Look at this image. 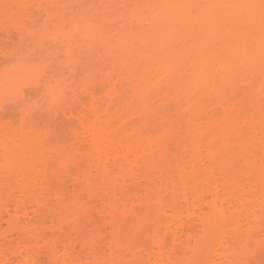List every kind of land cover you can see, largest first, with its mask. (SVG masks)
Masks as SVG:
<instances>
[{
	"label": "bare ground",
	"instance_id": "obj_1",
	"mask_svg": "<svg viewBox=\"0 0 264 264\" xmlns=\"http://www.w3.org/2000/svg\"><path fill=\"white\" fill-rule=\"evenodd\" d=\"M259 3L0 0V264L264 250Z\"/></svg>",
	"mask_w": 264,
	"mask_h": 264
},
{
	"label": "rangeland",
	"instance_id": "obj_2",
	"mask_svg": "<svg viewBox=\"0 0 264 264\" xmlns=\"http://www.w3.org/2000/svg\"><path fill=\"white\" fill-rule=\"evenodd\" d=\"M16 116H17V118H18V117H19V114H16ZM17 120H18V119H17ZM57 132L60 133L59 129L57 130ZM262 238H264V236H263ZM260 241H261L262 243L259 242V245H262V247L264 248V245H263V243H264V239H263V240H260ZM256 244H258V243H255V245H256ZM250 245H251V244H250ZM255 245H254V243H252V245L250 246V248H252L251 250H253V248H254L253 246H255ZM256 246H257V248H255L256 251H257L259 248H261L260 246L258 247V245H256ZM255 249H254V250H255ZM260 250H261V249H260ZM256 251L253 252V256H254V255L256 256V257L254 256L253 259H252L253 256H251V259H250V257H246L247 260L249 259V264H257V263H258V264H264V254H263V251H264V250L262 249V251H259V250H258V252H256ZM254 253H255V254H254ZM256 253H257V254H256ZM258 253H260V254H258ZM248 255H249V254H248ZM250 255H251V254H250ZM250 255H249V256H250ZM245 256H246V255H245ZM257 256H258V258H257ZM243 257H244V256H243ZM246 258H245V259H246ZM208 259H212V260H210V261H212L211 264H215V263L217 264V261L219 262L218 264H220L221 261H222L221 263H223V264H224L225 262H227V260L224 259V256L219 257V255H218V256L215 255L213 258H212V256H211V257L205 259L204 261H207ZM213 259H214V261H213ZM225 260H226V261H225ZM241 260H242V262L239 260V264H240V262H241V264H248V263H247V262H248L247 260H246V261H245L244 259H241ZM204 261H203V262L200 261V264H206V263H207V262H204ZM210 261H209V263H207V264H210ZM223 261H224V262H223Z\"/></svg>",
	"mask_w": 264,
	"mask_h": 264
},
{
	"label": "snow or ice",
	"instance_id": "obj_3",
	"mask_svg": "<svg viewBox=\"0 0 264 264\" xmlns=\"http://www.w3.org/2000/svg\"><path fill=\"white\" fill-rule=\"evenodd\" d=\"M240 7H245V8H256V7H258L260 10L262 25H264V0H260L259 5L247 4V5H241ZM40 86L44 87L46 89L47 94L52 93V85L50 82L46 83L44 81H40Z\"/></svg>",
	"mask_w": 264,
	"mask_h": 264
}]
</instances>
